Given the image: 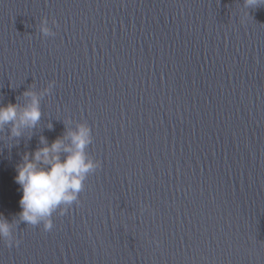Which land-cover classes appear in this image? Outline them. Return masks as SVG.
I'll use <instances>...</instances> for the list:
<instances>
[{
	"label": "water",
	"instance_id": "obj_1",
	"mask_svg": "<svg viewBox=\"0 0 264 264\" xmlns=\"http://www.w3.org/2000/svg\"><path fill=\"white\" fill-rule=\"evenodd\" d=\"M53 80L32 138L0 133V213L21 211L23 154L68 120L101 167L51 231L17 224L0 264H264V5L0 0V103Z\"/></svg>",
	"mask_w": 264,
	"mask_h": 264
},
{
	"label": "clouds",
	"instance_id": "obj_2",
	"mask_svg": "<svg viewBox=\"0 0 264 264\" xmlns=\"http://www.w3.org/2000/svg\"><path fill=\"white\" fill-rule=\"evenodd\" d=\"M260 5H264V0H244L247 9ZM56 23L53 19L52 24ZM39 32L43 37L56 35L49 27L47 17L41 18ZM55 83L54 80L49 81L39 91L31 85L22 94L23 103H0V133L7 130L8 138L16 144L21 137L31 139L43 115L41 100L51 94ZM65 124L67 131L64 136L49 144L41 135L42 146L25 152L15 167L14 181L22 192L19 200L21 211L11 221L0 213V241L9 248L20 244L15 235L16 225L20 222H26L28 226L42 223L44 231H51L53 215L64 216L74 203L79 204V194L84 190L86 179L101 167V162L87 151L93 142L88 123L68 120ZM47 127L51 129L52 124L49 122Z\"/></svg>",
	"mask_w": 264,
	"mask_h": 264
}]
</instances>
